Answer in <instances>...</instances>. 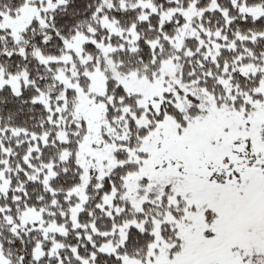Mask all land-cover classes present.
<instances>
[{
	"label": "snow or ice",
	"instance_id": "snow-or-ice-1",
	"mask_svg": "<svg viewBox=\"0 0 264 264\" xmlns=\"http://www.w3.org/2000/svg\"><path fill=\"white\" fill-rule=\"evenodd\" d=\"M0 264H264V0H0Z\"/></svg>",
	"mask_w": 264,
	"mask_h": 264
}]
</instances>
